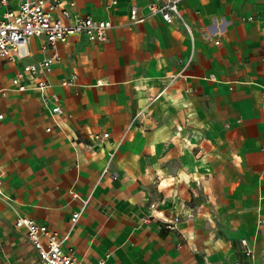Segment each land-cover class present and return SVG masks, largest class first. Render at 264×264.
Returning a JSON list of instances; mask_svg holds the SVG:
<instances>
[{
  "label": "crops",
  "instance_id": "1",
  "mask_svg": "<svg viewBox=\"0 0 264 264\" xmlns=\"http://www.w3.org/2000/svg\"><path fill=\"white\" fill-rule=\"evenodd\" d=\"M155 1L60 0L57 15L111 19V42L69 37L45 93L28 77L0 98V264H42L19 216L69 233L81 264H235L242 238L264 264V0H182L191 31L149 15ZM44 42L0 61L3 85Z\"/></svg>",
  "mask_w": 264,
  "mask_h": 264
},
{
  "label": "built area",
  "instance_id": "2",
  "mask_svg": "<svg viewBox=\"0 0 264 264\" xmlns=\"http://www.w3.org/2000/svg\"><path fill=\"white\" fill-rule=\"evenodd\" d=\"M182 0H156L150 5V14H159L168 24H173L176 20L183 21L186 28L190 27L185 23L180 3ZM60 0H21L17 9L7 8L0 11V61L6 60L16 63L30 56V40L33 37H43L45 42L43 49L49 54L42 60L34 63L25 64L23 68L12 78L10 86L3 85L0 79V98H5L9 90L14 88L20 92L30 89L28 77L35 79V89L42 93L51 87L47 76L52 71L54 65L61 60L58 44L66 41L73 35H84L88 41L110 43V31L114 26L111 19H97L92 16L78 17L73 16L69 10L63 9L61 15H57ZM1 5L8 6V0H0ZM264 16V10L262 12ZM148 14L141 15L139 8L134 5L130 9L132 23L143 22ZM77 74L65 78L63 84L73 85L76 82ZM45 103L53 104L52 112L55 115L63 113L60 97L54 93L50 97H44ZM0 114V118H3ZM48 130H51L48 127ZM109 133H94L95 141L107 138ZM89 143L87 146L92 147ZM109 168V164L106 170ZM2 180L0 179V185ZM0 195L3 193L0 191ZM150 209L156 210L157 204L150 203ZM152 215L146 216L144 221L150 222ZM180 218L174 216L171 220H166L165 225L170 229L178 226ZM17 228H25L30 241L35 246L42 264H81L75 254L73 247L64 248V244L69 238V233L60 235L57 231L50 229L46 224L37 222L29 216H19L16 219ZM242 254L244 260H237L235 264H246L253 258L254 247L248 238L241 239ZM98 264H105V259H101Z\"/></svg>",
  "mask_w": 264,
  "mask_h": 264
},
{
  "label": "rangeland",
  "instance_id": "3",
  "mask_svg": "<svg viewBox=\"0 0 264 264\" xmlns=\"http://www.w3.org/2000/svg\"><path fill=\"white\" fill-rule=\"evenodd\" d=\"M216 224H218V228H219V229L221 228L220 225H224L223 223H214V224H212V226L215 227ZM258 224H259V225H260V224L262 225V224H264V223H258Z\"/></svg>",
  "mask_w": 264,
  "mask_h": 264
}]
</instances>
